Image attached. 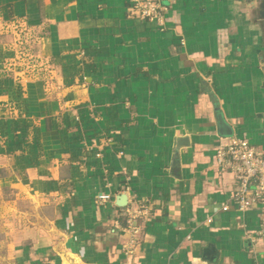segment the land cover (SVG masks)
<instances>
[{"label": "crops", "instance_id": "1", "mask_svg": "<svg viewBox=\"0 0 264 264\" xmlns=\"http://www.w3.org/2000/svg\"><path fill=\"white\" fill-rule=\"evenodd\" d=\"M158 1L162 21L131 0H0V96L20 86V132L40 138L16 187L18 264H264L260 214L222 209L236 182L215 160L221 137L264 148V0ZM12 24L45 68L12 64Z\"/></svg>", "mask_w": 264, "mask_h": 264}, {"label": "built area", "instance_id": "2", "mask_svg": "<svg viewBox=\"0 0 264 264\" xmlns=\"http://www.w3.org/2000/svg\"><path fill=\"white\" fill-rule=\"evenodd\" d=\"M131 2V9L142 19L164 20V11L167 8L161 5L158 0H131ZM11 26L10 28L15 30L17 34L14 52L18 57L12 59L14 65L16 60H27L29 49L21 45L33 41V38L26 29L18 30L19 28H15V25L12 24ZM34 56L37 55L33 53L30 57ZM42 62L48 63L49 61L43 58ZM26 65L31 67L32 64L26 62ZM76 121H81L80 116L76 117ZM215 150V160L218 167L222 171L231 172L236 182V188L231 193L229 201L223 204L222 209L228 210L230 203L239 210L257 209L261 220L259 234L264 237V148L252 143L247 137L229 136L221 137ZM110 198V194L107 193H101L98 196L100 204ZM144 210L143 205L139 208L131 207L127 209L128 222L131 224V231L134 233L138 231L137 219ZM207 221L211 222L212 217H208Z\"/></svg>", "mask_w": 264, "mask_h": 264}, {"label": "rangeland", "instance_id": "3", "mask_svg": "<svg viewBox=\"0 0 264 264\" xmlns=\"http://www.w3.org/2000/svg\"><path fill=\"white\" fill-rule=\"evenodd\" d=\"M33 44H35V42L32 41L31 45ZM21 46H24L26 49H29V45L27 42H25ZM34 52L37 55L36 48ZM29 57H26V59L30 64L34 65L39 62V65L43 66L38 68H45L44 65H47V63L42 62V57ZM32 60L33 62H30ZM36 60L38 61L36 62ZM42 63L44 64L42 65ZM47 71L50 72L51 70H43V72ZM43 72H39V69H36L33 73L35 77L40 78L42 77ZM49 79L51 78L49 77ZM17 82L20 83L19 81ZM22 93L21 97L19 95H15L14 93V98L12 99H1L0 96V124L2 123V121H11L10 123L13 124V128L15 127L14 125L18 126L19 123L22 124L21 126L24 127L23 124H26L28 119L25 117V110H27V105L24 102L25 108H23V105L21 103L23 98ZM20 119H22L23 122L22 120L20 121ZM7 127L8 125L6 126V129H9V127ZM7 138V133L5 134L3 129H1L0 127V264H18L16 260L17 258L13 252V242L15 241L16 236L15 227L16 225L22 224L21 219L19 217L20 211L18 212L15 207L19 206L20 204V209L22 211L24 209L29 208L24 201L26 197L24 189L18 190L16 189V187L18 188L19 186L18 180L23 181V178L26 173L24 164L25 158L28 157L26 154H29L30 152L26 153V149L25 151L24 149H21V151L24 152H20L18 154L8 152L6 150V148L8 147ZM9 145L11 144L9 143ZM15 202L17 203L15 204ZM12 203L14 204L12 205ZM17 212L18 217L16 214Z\"/></svg>", "mask_w": 264, "mask_h": 264}, {"label": "trees", "instance_id": "4", "mask_svg": "<svg viewBox=\"0 0 264 264\" xmlns=\"http://www.w3.org/2000/svg\"><path fill=\"white\" fill-rule=\"evenodd\" d=\"M19 88H16V91H15V95H19L21 97V93H22V90L20 89V86L18 85ZM22 105H23V108L24 107V100L22 98ZM21 105V106H22ZM26 106V105H25ZM26 113H29V110H28V107H27V110H25ZM80 119L81 121H83L82 119V115L80 114ZM22 119H20L21 121ZM19 121V122H20ZM11 122V121H10ZM10 122H7V121H2V123L0 124V127L1 129H3L4 133L6 134L7 133V140H8V147L6 148V150L10 153H13V154H18L20 152H24L25 149H30V153H31V150L33 151L32 153L34 154V152H36V150L38 148H40V138H39V135L37 132H34V135H33V141L29 142V139L28 137L26 136H23L20 132V130L23 128V129H26L28 127V123L26 122V124H23V126H21L22 124H18V126L14 125L15 127L13 128V124L10 123ZM13 122V121H12ZM23 122V120H22ZM8 123V124H7ZM83 123H85V121H83ZM12 124V125H11ZM8 125L9 129H6V126ZM83 125V124H81ZM88 125V122L85 123V126ZM91 126V125H89ZM89 126H87L88 128H90ZM7 127V128H8ZM56 128V126H54ZM87 127L85 128L86 129V132L89 131L87 130ZM79 130H82V127L79 126L78 127ZM7 131V132H6ZM19 131V133H17ZM88 133V132H87ZM6 136V135H5ZM89 136L91 137V132H89ZM9 143L11 145H9ZM21 149H24V151H21Z\"/></svg>", "mask_w": 264, "mask_h": 264}, {"label": "water", "instance_id": "5", "mask_svg": "<svg viewBox=\"0 0 264 264\" xmlns=\"http://www.w3.org/2000/svg\"><path fill=\"white\" fill-rule=\"evenodd\" d=\"M180 143H186L187 142V138H182L179 140ZM118 204L119 205H126L127 204V195L124 193V194H121L119 196V199H118Z\"/></svg>", "mask_w": 264, "mask_h": 264}]
</instances>
